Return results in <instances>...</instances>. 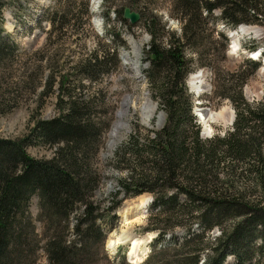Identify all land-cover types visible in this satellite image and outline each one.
I'll use <instances>...</instances> for the list:
<instances>
[{"label": "trees", "instance_id": "obj_1", "mask_svg": "<svg viewBox=\"0 0 264 264\" xmlns=\"http://www.w3.org/2000/svg\"><path fill=\"white\" fill-rule=\"evenodd\" d=\"M4 3L0 0V21ZM262 5L263 0H173L175 16L181 23L179 34L164 27L163 33H157L153 17L145 18L151 37L143 51L148 63L145 78L165 122L159 129L143 127L144 134L136 125L124 143L116 147L112 163L122 175L104 209L111 214L121 203L120 194L153 195L152 223L143 230H156L158 235L142 264H199L201 260L202 264H230L226 262L229 255L234 257L232 264H264V94L255 102H248L242 95L240 87L246 80L243 64L221 79L218 61L226 58L228 38L222 32H213L212 40L204 37L207 14L212 16L217 10V18L234 28L239 24L264 23ZM50 16L51 30L44 48L50 47L49 36L62 31L72 19L69 5L62 7L61 3ZM187 47L200 58L199 65L209 64L214 69L213 97L220 94L217 79L224 81L222 95L229 97L235 116L231 129L221 136L203 138L191 112L193 102L185 84L191 70L185 57ZM10 50L18 51L17 45L3 32L0 22L2 65V58L6 54L9 57ZM113 57L116 60V55ZM108 62L104 52L91 53L75 62L72 72L80 79L94 81L109 72ZM115 62L120 63L119 59ZM245 64L251 72L259 67L250 59ZM68 75L54 80L50 73L40 93L56 95V116L33 119V127L22 138L0 137V264H38L36 257L30 259L28 247L34 241L28 242L24 231L27 224L34 229L28 213L34 195L38 197V220L43 229L38 244L47 264L98 262V241L104 239L105 232L99 223V205L91 201V194L99 185L93 165L101 128L88 117L90 99L74 93L83 84L79 81L68 89ZM55 82L58 86L54 92ZM34 141L53 147L52 156H30L27 146ZM77 209L80 213L75 217ZM177 216L185 217L189 227L198 223L202 232L190 231L178 240L172 235L170 242L160 243L165 234L181 225L176 219L173 222ZM165 220L171 223L164 228L157 226ZM214 227L220 235L206 250L202 245L204 234Z\"/></svg>", "mask_w": 264, "mask_h": 264}, {"label": "rangeland", "instance_id": "obj_2", "mask_svg": "<svg viewBox=\"0 0 264 264\" xmlns=\"http://www.w3.org/2000/svg\"><path fill=\"white\" fill-rule=\"evenodd\" d=\"M59 3L62 7L69 5L72 19L62 31L58 30L49 36L52 39L49 42L50 50L48 51V47L44 48V43H48L46 42L48 31L51 30L48 19L51 17L50 12ZM125 7L139 13L140 19L134 24L122 17ZM261 9L264 12V0ZM1 11L2 21L0 22L3 32L10 35L18 51L10 50L9 57L6 54L5 58H2L3 65L0 63V137L22 138L33 127V119H49L58 114L56 95L53 92L46 96L40 95L50 73L54 75V80L69 73L66 82L68 89L81 81L83 85L74 89V93L82 99H90L91 108L88 117L91 118L93 125H99L101 128L100 146L93 165L97 171L99 185L93 190L91 201L99 205V223L105 234L104 239L98 241L100 253L96 256L98 262L94 264H142L151 251L150 245L155 238L153 233H157L156 230H143L145 226L152 223L153 211L150 212V203L141 212L140 207H134L137 203L135 198L138 196L123 197L120 194L118 198L121 203L111 214L106 213L104 209L111 202V194L117 191V178L122 175L112 163L116 147L124 143L136 125L141 126L139 131L144 134V128L159 129L165 122V115L158 101L150 94L145 78L148 63L144 61L143 51L148 48L151 37L144 22L145 18L151 16L153 29L157 33H163L164 27L168 32L179 34L181 23L175 16L173 0H5ZM218 15L217 10L212 16L207 14L204 34L208 40L214 39L216 32H222L228 37L226 58L219 59V70L216 71L222 79L229 71H235L243 64L246 80L240 87L242 95L248 102L258 101L264 94V54L262 53L264 23L241 24L246 31L243 30L241 34L239 30L237 31V39L235 36L234 41L238 44V48L231 49L230 44L233 38H229L228 34L234 29L217 18ZM241 25H239L240 29ZM252 45H256L254 50L249 49ZM256 50H261L258 59H254L259 62V67L251 72V68L245 64V61L250 58L249 54ZM95 52L97 54L104 52L107 55L109 72L94 81L75 76L72 65ZM111 52L116 55V60L110 54ZM185 57L189 59L191 69L186 78V86L191 93L193 102L191 112L196 124L200 127V135L203 138H210L213 135L221 136L232 127L228 120L229 113L235 114L229 97L222 95L224 81L217 79L220 94L213 97L211 89L213 90L214 69L209 64L199 65L200 58L189 47L185 50ZM117 59L120 61L119 65L115 62ZM198 72L202 76V85L198 91H193L189 86V77ZM226 84L228 87L231 86L229 82ZM57 86L55 82L52 86L54 92L57 91ZM228 94L233 95V92L229 91ZM146 112L149 113L148 117L145 116ZM199 112H218L219 116L203 124L196 116ZM204 125L209 126L206 132ZM53 150V147L38 141L27 146L28 154L37 159L51 157ZM144 195L147 194L143 193L139 196ZM150 195L153 198L151 193ZM38 209V197L34 195L28 209L34 229L31 224L30 227L27 224L24 225V231H27L28 242L31 239L34 241H31L28 247L30 259L36 257L38 264H47L45 253L38 244L43 230L42 223L38 220ZM79 213L80 209H77L75 217ZM111 215H115L114 219H111ZM163 215L161 218L165 219ZM177 217H173V222L176 219L181 225L174 227L173 232L166 234L167 241H171L172 235L178 240L190 231L202 232L198 223L189 227L185 217ZM166 220L158 222L157 226L164 228L171 223L170 220ZM72 221H74L73 216ZM224 225V228L227 227V223ZM71 233L70 231L69 235ZM149 234L151 236H148ZM219 235L220 230L217 227L207 230L202 244L207 248L204 249L208 250ZM111 237H122V241L126 242L108 247L107 241ZM133 238L139 239L140 243L133 258L128 257L129 261H127V246ZM144 246L148 249L145 254L141 251ZM233 261L232 255L226 258L227 263L232 264Z\"/></svg>", "mask_w": 264, "mask_h": 264}, {"label": "bare ground", "instance_id": "obj_3", "mask_svg": "<svg viewBox=\"0 0 264 264\" xmlns=\"http://www.w3.org/2000/svg\"><path fill=\"white\" fill-rule=\"evenodd\" d=\"M240 27H241V30L243 31L244 30V26L241 25ZM244 31H246V29ZM235 36L236 35L234 34L233 35V39H232L234 47L237 45L236 42L234 41ZM253 52H255V51H253ZM257 55H258V53H256L253 56L257 57ZM201 85H202V76H201L200 72H198L196 74L195 73L191 74L190 77H189V86H190V88L193 91H198V89H200ZM148 114L149 113L146 112L145 116L148 117ZM197 115H198V119L200 120V122H202L203 124H207V122L210 119H212L213 117L219 116V113L218 112L217 113L216 112H210V113L199 112ZM228 120L230 121V123L232 122L233 113H229ZM204 126H205L204 131L205 132L208 131L209 126L208 125H204ZM135 199H136L137 203H136V205L134 207H136V208L140 207L139 209L142 212V210L147 207V204L151 200V197L149 195H144V196H139L138 195V197H136ZM150 234L148 236L152 235V234L151 235ZM122 240H123L122 237H111V239H109L107 241V246L111 247L114 244L122 243L123 242ZM139 243H140L139 239H137V238H133L132 240L129 241L130 246H128L129 251H128V255H127L129 258H131V259L133 258V255H135L136 249H137V246H138ZM147 250H148L147 247L144 246V247H142L141 251L143 252V254H145L147 252Z\"/></svg>", "mask_w": 264, "mask_h": 264}, {"label": "water", "instance_id": "obj_4", "mask_svg": "<svg viewBox=\"0 0 264 264\" xmlns=\"http://www.w3.org/2000/svg\"><path fill=\"white\" fill-rule=\"evenodd\" d=\"M122 17L124 19H128L131 24H134L135 22H137L140 19L139 13L131 11L130 8H128V7H125L123 9ZM234 116H235V114H233V120H234ZM233 120H232V122H233ZM232 122H231V124H232Z\"/></svg>", "mask_w": 264, "mask_h": 264}, {"label": "clouds", "instance_id": "obj_5", "mask_svg": "<svg viewBox=\"0 0 264 264\" xmlns=\"http://www.w3.org/2000/svg\"><path fill=\"white\" fill-rule=\"evenodd\" d=\"M95 10V9H94Z\"/></svg>", "mask_w": 264, "mask_h": 264}]
</instances>
